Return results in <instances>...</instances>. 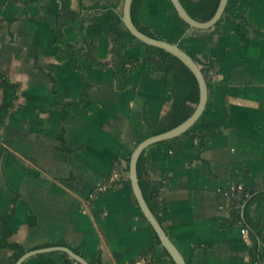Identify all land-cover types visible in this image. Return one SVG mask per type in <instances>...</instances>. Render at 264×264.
<instances>
[{
    "label": "crops",
    "instance_id": "0c3cea01",
    "mask_svg": "<svg viewBox=\"0 0 264 264\" xmlns=\"http://www.w3.org/2000/svg\"><path fill=\"white\" fill-rule=\"evenodd\" d=\"M228 4L239 16L224 14L218 29H190L168 0H143L135 12L217 75L191 135L145 153L150 179L163 183V227L188 264H264V198L249 208L262 226L253 263L249 231L241 233L223 193L264 186V0ZM116 5L122 14L124 0H71L64 24L61 0H0V71L19 86L0 126V238L9 216V242L28 252L63 246L89 264H171L130 185L90 197L113 172L129 177L127 159L146 122L173 103L172 79L151 71L139 41L123 52L130 82L118 86L103 8ZM192 135L205 136L204 145ZM17 256L0 247V264ZM76 263L53 251L22 264Z\"/></svg>",
    "mask_w": 264,
    "mask_h": 264
},
{
    "label": "trees",
    "instance_id": "16d2710c",
    "mask_svg": "<svg viewBox=\"0 0 264 264\" xmlns=\"http://www.w3.org/2000/svg\"><path fill=\"white\" fill-rule=\"evenodd\" d=\"M62 1V8H61V18L62 23L65 22L69 23L70 21L67 20L68 17H71L73 11L71 10L70 3L71 0H61ZM82 1V0H81ZM143 0H134L132 4V19L136 27L146 34L149 37L155 39H162L160 36L156 35L152 32V30L141 24L137 18H135L136 10L141 6ZM170 2V0H168ZM184 8L187 10L189 15L200 22L208 21L212 18L215 14L220 0H180ZM171 4V2H170ZM172 6V4H171ZM116 6L110 7H103L106 8L108 11L110 18H111V26H110V35L113 38L114 46H113V53L118 60L115 63L116 74L118 78V86L123 89L125 88L130 80L128 78V69L127 66L131 63V61L123 56L124 50L128 47V45L134 41H138L125 27L122 21V14L117 11ZM94 10H98L95 6L93 7ZM172 10L176 12L174 7L172 6ZM225 14H231L233 16H239L232 7L228 4L225 10ZM66 17V18H65ZM223 18V17H222ZM221 20L213 27L218 29L220 26ZM186 26H188L185 23ZM140 42V41H139ZM141 43V42H140ZM147 50V58L146 64L150 67L152 72H159L167 75L172 79V97L173 103L170 109L156 122L147 121V132L146 134L140 138L137 142L136 146L151 136L164 133L169 131L179 124L183 123L187 120L195 111V105L198 104L200 99V90L198 82L193 75V73L181 62L176 56L173 54L154 47L150 45H146L142 43ZM189 55L194 59V61L201 67L203 74L207 79L208 88L213 86V82L210 81L207 76L210 69H213V65L203 64L201 63L198 58L189 53ZM128 83V84H127ZM18 90L19 86L15 83H12L10 79L0 71V126L3 125L6 117L8 116L9 112L15 106V102L18 99ZM216 133V132H215ZM212 133L211 135L215 134ZM191 135L190 130L187 131L184 135ZM192 137H196L199 139L200 144L204 145L205 136L202 135H192ZM135 146V147H136ZM145 153L144 151L139 158L137 171H138V178L141 190L143 192L144 198L155 215L158 221L163 225V220L161 217V204H160V195L163 190V183L158 181H153L150 179L148 171L146 170V161H145ZM130 153L127 159V166L126 170L129 172V163H130ZM111 176V175H110ZM110 176L106 178L109 179ZM126 184L131 186V182L129 177L126 179H122L113 183L112 187L105 192L100 193L104 194L107 193L115 188L117 184ZM245 191L249 194V197H244L241 205L238 207V203L233 201L232 206V219L235 223H242L245 228L249 231L251 240H252V249H251V259L252 262L255 263L260 259L259 254V240L262 237L261 231V224L251 220L249 217V208L255 203L256 201L261 200L264 198V186L260 188H245ZM134 202L138 205L135 196H133ZM9 216L2 218V235L0 238V247H7L11 248L18 252V256L16 261L23 256L28 250L18 243H10L9 238L12 236V231L7 229V219ZM143 219L146 218L143 215ZM157 245H161L156 233L152 229ZM60 245L63 243H59ZM163 254L166 256L168 261L171 264H176L172 258L170 257L169 253L163 248ZM79 264V263H76ZM90 264H97L93 261Z\"/></svg>",
    "mask_w": 264,
    "mask_h": 264
},
{
    "label": "water",
    "instance_id": "95a60500",
    "mask_svg": "<svg viewBox=\"0 0 264 264\" xmlns=\"http://www.w3.org/2000/svg\"><path fill=\"white\" fill-rule=\"evenodd\" d=\"M133 1L134 0H124V5H123L122 21L125 27L128 29V31L141 43L163 49L176 56L193 73L199 85L200 99L198 104L195 105V111L193 112V114L187 120H185L183 123L179 124L175 128L166 131L164 133L151 136L140 142L133 149L129 163V179L131 182V189L138 203L140 211L146 218L150 227L156 233L161 243V246L169 253L172 260L176 264H188L185 258L183 257V255L181 254V252L179 251V249L176 247V245L173 243L171 238L168 236L163 225L158 221V219L155 217V215L149 208L140 187L137 166L140 156L149 147L157 143H162L176 139L192 129V127L200 119V117L202 116V114L206 109L208 103L209 88L205 75L201 70V67L194 61V59L189 55V53L186 52L180 45L165 40L149 37L136 27L132 19ZM170 2L174 7V9L176 10V13L179 16V18L184 23H186L190 29L206 30L213 28L221 20V18L225 14V10L229 3V0H220L215 14L212 16L211 19L205 22H200L193 19L189 15L187 10L184 8L180 0H170ZM53 251L63 252L79 264H89L88 261H86L84 258L77 255L69 248L63 246H54L46 249L27 252L23 256H21L15 264H22L26 259H28L29 257L35 254L44 253V252L48 253Z\"/></svg>",
    "mask_w": 264,
    "mask_h": 264
},
{
    "label": "built area",
    "instance_id": "2783aa9c",
    "mask_svg": "<svg viewBox=\"0 0 264 264\" xmlns=\"http://www.w3.org/2000/svg\"><path fill=\"white\" fill-rule=\"evenodd\" d=\"M206 78V77H205ZM207 78L212 81L213 83L217 80V75L215 74L213 69L209 70ZM207 80V79H206ZM123 176L118 172H113L109 179H105L103 182L98 184L93 191L90 194V197L94 199L95 197H98L100 193L107 191L110 189L114 182L122 180ZM224 195L228 198L232 199L233 201H236L238 203V207L241 205L244 197H249V194L245 191V186L243 184H238L234 188L223 191ZM241 233L247 234L248 230L243 227L241 230ZM137 264H140L138 262Z\"/></svg>",
    "mask_w": 264,
    "mask_h": 264
}]
</instances>
